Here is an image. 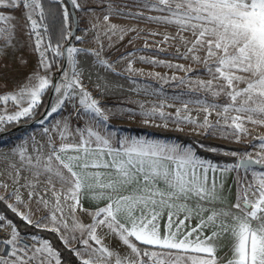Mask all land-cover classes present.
I'll list each match as a JSON object with an SVG mask.
<instances>
[{
  "label": "snow or ice",
  "instance_id": "1",
  "mask_svg": "<svg viewBox=\"0 0 264 264\" xmlns=\"http://www.w3.org/2000/svg\"><path fill=\"white\" fill-rule=\"evenodd\" d=\"M71 3L75 8L81 7L77 0ZM21 6L25 9L23 18L28 22L27 34L34 37L39 67L50 70L55 57L66 52L71 71L63 73L59 84H53L50 76H42L37 71L17 92L0 95V102L4 104L12 101L22 105L27 101V106H21L14 114L0 116V130L5 123L31 116L49 86L58 95L48 116L57 113L72 96H79V104L89 123L84 128L71 129L68 122H57L53 128L61 143L57 147L49 135L47 152L36 148L33 156L20 145L8 153H0L5 160L19 157V168L9 162L16 173L14 183H19L20 170L27 167L31 178L25 177L26 183L21 187L29 190V202L35 198L39 206L49 211L46 217L49 223L34 222L31 210L25 213L12 204L8 207L35 227L56 233H61V229L73 234L79 232L83 245L79 249L71 247L67 235L61 234L60 238L80 264H264V136L255 138L260 141V151L255 154L226 153L238 160L223 168L201 158L192 145L146 137H117L115 132L107 130L106 110L82 85L76 55L85 50L63 48L61 41L71 36L66 28L53 45L41 0H0V39L6 41V46L15 47L12 43L15 25L8 22L16 17L5 15L3 10H17ZM143 6L161 13L149 16V20L175 26L176 35H166L165 42L178 40L186 51L180 53L177 48V54L202 63L209 77L187 81L180 78L189 93L199 92L203 96L182 101L174 115L163 111L165 106L172 105L161 104L144 110L145 123L159 116L163 127L171 120L179 131L187 124L192 125L197 134L231 136L237 142L251 134L249 123L264 126V0H147ZM108 12L104 16L106 23L113 14L111 5ZM34 15H39V22ZM63 17L67 22V9ZM127 31L135 29L108 23L103 34L111 39L119 32V38L123 39ZM184 33H190L193 39H188ZM76 39L82 38L77 36ZM49 50L54 53L52 60L47 55ZM3 51L0 47V53ZM200 52L204 53L203 57ZM93 54L100 56L98 51ZM100 63L112 67L107 60ZM167 66L193 71L183 65L169 63ZM33 79L35 84L31 82ZM221 97L226 100L223 104L217 102ZM201 113L203 119L199 118ZM213 115L217 117L215 122L210 119ZM43 131L50 133L51 130L46 127ZM199 147L205 148L204 145ZM207 150L217 151L214 147ZM230 171L237 172L236 202L218 207L224 186L218 183L216 173ZM40 177H44L43 181ZM37 186L40 191L36 190ZM0 187L7 188V185L0 184ZM12 195L19 204L28 207L19 189ZM86 198L105 203L90 211L83 205ZM3 199L0 196V200ZM77 212L86 213L91 222L84 223ZM205 212L209 214L205 216ZM165 214L162 231L161 220ZM68 218L72 220L71 227ZM194 218L197 219L195 227L184 230L185 222L190 225ZM4 220L0 215V221ZM8 225L10 237L0 241L3 245L0 264H61L59 252L49 241L33 236L31 246H21L24 237L11 221ZM102 229H106L103 237L99 235ZM207 230H211L210 235H205ZM227 233H231L233 240L229 247L232 256L225 260L217 252ZM108 236L118 239L129 254L122 257L105 245L104 239ZM71 239L77 237L72 235Z\"/></svg>",
  "mask_w": 264,
  "mask_h": 264
},
{
  "label": "rangeland",
  "instance_id": "2",
  "mask_svg": "<svg viewBox=\"0 0 264 264\" xmlns=\"http://www.w3.org/2000/svg\"><path fill=\"white\" fill-rule=\"evenodd\" d=\"M130 1V0H128ZM81 5L80 8H75L78 16V32L77 36L81 40H75L69 47L84 49L76 55L77 69L81 73V82L85 90L91 96L99 101L102 107L109 115L107 122V130L113 131L120 136H136L146 137L149 139L163 140L167 143H179L176 136H190L197 139L208 141L210 144H216L217 151L211 152L207 148L211 146L204 145L201 148L203 152H210L222 156H228L238 159L226 153L237 152L240 154L250 152L255 154L259 152L258 147L260 141L255 139L258 136H264V126L248 124L250 135L242 136L237 142L233 137L228 136L222 138L219 135L205 136L197 134L193 130L192 125H182L183 131H179L177 125L168 121V126L163 127V120L156 116L150 118L148 123H145V117L142 112L153 107H159L161 104L172 105L165 106L163 111L174 115L177 108L181 107L182 101L194 99L197 96H203L202 93H189L186 84H181L180 78L187 81L189 78L195 80L197 78L207 80L209 77L202 63H195L191 58L184 59L177 54V48L180 53H184L186 49L180 45L178 40L169 39L165 42V36H175L176 28L173 25L163 24L157 21L149 20V16L161 15L154 10L143 5L147 0H143L141 4H136V1L123 3L122 0H77ZM127 2V0H124ZM111 5L113 14L109 22L104 21V16L108 15V6ZM134 7H138L135 10ZM139 8L141 10H139ZM5 15H12L16 19L9 21V24L15 25V36L12 41L15 47L6 46V41L0 39V47L4 49L0 53V95L7 93H15L29 82L33 73L39 71L42 76H50L52 82L54 76L60 72L63 65V56L55 57V63L48 71H44L39 67V57L35 49L34 37L27 34V21L23 18L25 9L3 10ZM66 22V29L71 33L73 22L69 19ZM143 13V15H136ZM34 18L39 22V15H34ZM108 23L116 24L120 28L135 29V31H127L123 39L117 35L108 39L103 33L107 30ZM93 25L96 27L94 28ZM7 27V25H4ZM43 35V29H41ZM188 39H193L190 33H184ZM76 36V37H77ZM99 37V43L97 42ZM47 39V37H46ZM70 38L65 39L63 48L66 46ZM102 45V46H101ZM94 51L100 53L99 58L93 54ZM49 60L54 58V53L49 50L47 53ZM199 55L203 57L204 53ZM101 60H107L112 65L111 68L105 67L100 63ZM160 61L162 63H154ZM183 65L184 68H191L193 71L185 72L177 67H168L167 64ZM131 68V71L129 70ZM71 71V65L68 63L65 72ZM64 72V73H65ZM175 77L176 79H173ZM63 80V74L59 79V83ZM33 84L36 81H31ZM243 87V85H241ZM51 86L42 93L38 106L34 113L29 117H23L18 122L5 123L0 133L13 129L22 124H27L39 118L44 112ZM57 93L55 92L52 106L57 101ZM179 97V99H174ZM218 103H225L224 97L219 98ZM143 105V108H141ZM21 106H27V101L22 105H17L15 102L9 101L7 104L0 102V116L14 114L20 110ZM51 106V107H52ZM189 107H194L189 105ZM196 116L197 113L193 112ZM203 119V113L199 115ZM210 119L215 122L217 117L213 115ZM57 122H68L71 129L84 128L89 123L88 117L83 113L82 106L79 104V96H72L66 100L64 106L52 116L44 119L43 123H39L36 127L25 130L24 132L8 136L0 140V153H8L9 150L23 145L28 154L35 155L34 149L40 148L44 152L48 151L49 135H51L55 145L59 147L61 140L58 132L53 128ZM159 125V126H158ZM49 128L50 133H44V128ZM183 145V144H181ZM202 145L198 144V147ZM256 145V147H253ZM186 146V145H185ZM200 148V147H199ZM218 155V156H219ZM9 162L16 163L20 167L19 157H10V160H5L0 157V184L7 185V188L0 187V196L4 199L0 202L11 211L8 207L12 204L18 208L20 212L28 213L31 210L32 219L34 222L49 223L46 217L49 211L39 206L36 199L33 198L29 202V190L21 187L26 183L25 177L31 178V174L24 167L20 170L19 183H14L16 178L15 170L9 167ZM259 170V169H258ZM243 174L241 170V175ZM43 181L44 177H40ZM248 179H251L249 174ZM59 188L60 185L57 184ZM22 194V198L28 207L24 204H19L14 195L16 190ZM37 191H40V186H37ZM51 196V193H48ZM19 216L16 212H14ZM20 217V216H19ZM21 218V217H20ZM21 220L34 230H42L44 228L35 227L34 224H28L27 221ZM51 227V225H49ZM17 229V227L15 226ZM18 230V229H17ZM60 234L67 235V231H61ZM36 236L40 240H45L43 237ZM69 237L71 247L82 248L80 236L72 240ZM78 259V258H77ZM79 261V259H78Z\"/></svg>",
  "mask_w": 264,
  "mask_h": 264
},
{
  "label": "trees",
  "instance_id": "3",
  "mask_svg": "<svg viewBox=\"0 0 264 264\" xmlns=\"http://www.w3.org/2000/svg\"><path fill=\"white\" fill-rule=\"evenodd\" d=\"M41 6L43 7L46 14L45 22L49 26L48 37H50L51 42L53 43V45H55L56 42L60 39L61 30L66 28V22L63 17V12L65 9L69 11V7L66 4L65 0H41ZM69 19L72 21L71 15H69ZM64 42L65 40L61 41L62 44ZM176 140L186 146L192 145L196 148L197 153L201 156V158L211 160L214 164H217L221 167L234 164L238 160L236 158L222 156L215 153L203 152V150L198 147L199 143H201L202 145L216 147V144H210V142L208 141L206 142L190 136H176ZM0 212L3 213L7 217V219H9L17 227L20 234L38 235L41 236V238L43 237V239L49 241L52 247L59 252L61 264H80L73 251H71V249L64 245L56 232H52L46 229L34 230L33 227H29L28 225H26V223H24L21 218L17 216L12 210L9 211L8 208L5 207L1 202Z\"/></svg>",
  "mask_w": 264,
  "mask_h": 264
},
{
  "label": "crops",
  "instance_id": "4",
  "mask_svg": "<svg viewBox=\"0 0 264 264\" xmlns=\"http://www.w3.org/2000/svg\"><path fill=\"white\" fill-rule=\"evenodd\" d=\"M122 1H123V3H127L126 5L128 8L133 9V7H129V2L136 1V4H138V3L141 4V2L143 0H130V1L127 0V2H124V0H122ZM134 9L138 10V7H134ZM139 10H141V9L139 8ZM68 154H71V153H68ZM62 155H64V154H62ZM221 168H223V167H221ZM216 176H217L218 183H223V186H224L223 191L220 194L222 199H221V201L217 202V206L221 207V206H227V205L234 204L236 202V197H237V187H236V183H235V181L237 179V172L230 171V172H226L224 174L217 172ZM161 187H163V185H161ZM104 203H105L104 201L96 202V201L92 200L91 198H86L83 201L84 207L89 209L90 211L95 210L98 207H102ZM208 214H209L208 212L204 213L205 216H207ZM66 216H67V213H66ZM77 216L84 223H90L91 222V217L88 216L86 213L77 212ZM165 223H166V214H165V218L163 220H161L162 231H163V226ZM196 223H197L196 218H194L191 221L190 225L188 224V222H185L184 230H190L191 227H195ZM228 223H232V222L228 221ZM68 224L71 227V225H72L71 218H68ZM61 231H66V230L61 229ZM105 232H106V229H102L99 232V235H101L103 237V236H105ZM57 234L59 237H61L60 233H57ZM210 234H211V230H207L205 232V235H210ZM67 235H69V236L75 235L76 237L80 236L79 232H76L74 234L68 233ZM61 241L64 243V241L62 239H61ZM222 241H223L222 247L218 250L217 255L224 257V259L227 260V259L231 258V256H232V253L229 251V247L233 242L232 237H231V233L225 234L222 237ZM104 243L109 248L117 251L122 257L129 254V250L127 249V247L123 246L120 243V241L118 239H116L115 237L108 236L107 238L104 239ZM64 245H65V243H64ZM66 247H68V246H66ZM68 248L71 249L70 247H68Z\"/></svg>",
  "mask_w": 264,
  "mask_h": 264
},
{
  "label": "water",
  "instance_id": "5",
  "mask_svg": "<svg viewBox=\"0 0 264 264\" xmlns=\"http://www.w3.org/2000/svg\"><path fill=\"white\" fill-rule=\"evenodd\" d=\"M65 2H66V4H67L68 7H69L70 15H71L72 22H73V29H72V31H71L70 39H69V41L67 42V44H66V46L64 47V49L68 48V47L72 44V42L75 40V38H76V36H77V32H78V16H77V13H76L75 7L72 5L71 0H65ZM66 66H67V54H66V52H65V54H64V58H63V65H62V68H61L60 72L57 73V74L54 76L53 84H58L61 75H62V74L65 72V70H66ZM54 95H55V90H54V88L51 86L50 93H49V97H48V101H47V105H46V108H45L44 112L41 114V116H40L39 118L35 119L34 121L30 122V123L22 124V125L17 126V127L13 128V129H10V130H7V131H5V132L0 133V140L6 138V137H8V136H12V135H15V134H18V133L24 132V131L27 130V129L34 128V127H36L41 121H44V119L47 117V113H48V112L50 111V109H51ZM257 169H259V166H257Z\"/></svg>",
  "mask_w": 264,
  "mask_h": 264
},
{
  "label": "built area",
  "instance_id": "6",
  "mask_svg": "<svg viewBox=\"0 0 264 264\" xmlns=\"http://www.w3.org/2000/svg\"><path fill=\"white\" fill-rule=\"evenodd\" d=\"M0 215L5 217L4 221H0V241H2V240H5V239L10 237L11 229H10V227L8 225V221H10V220L7 219V217L1 212H0ZM12 225H13V223H12ZM21 236L24 237V239L21 241V246H23L25 244L31 246L34 243V241L31 239L33 236H31V235H23V234H21ZM2 249H3V245L0 244V251H2Z\"/></svg>",
  "mask_w": 264,
  "mask_h": 264
}]
</instances>
